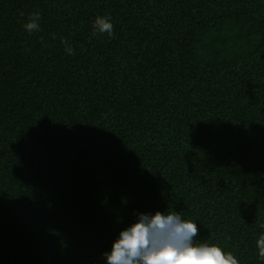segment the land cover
Returning <instances> with one entry per match:
<instances>
[{
    "label": "trees",
    "instance_id": "trees-1",
    "mask_svg": "<svg viewBox=\"0 0 264 264\" xmlns=\"http://www.w3.org/2000/svg\"><path fill=\"white\" fill-rule=\"evenodd\" d=\"M157 211L264 264V0H0V264H107Z\"/></svg>",
    "mask_w": 264,
    "mask_h": 264
},
{
    "label": "clouds",
    "instance_id": "clouds-1",
    "mask_svg": "<svg viewBox=\"0 0 264 264\" xmlns=\"http://www.w3.org/2000/svg\"><path fill=\"white\" fill-rule=\"evenodd\" d=\"M39 13L30 14L24 25L27 32L40 31ZM93 35H114L110 17H97ZM67 45V41H63ZM74 55L70 46L65 49ZM264 228V225H261ZM197 224L180 213L139 214L136 223L119 234L110 253H104L107 264H240L231 253L215 244L195 243ZM259 258L264 261V234L257 240Z\"/></svg>",
    "mask_w": 264,
    "mask_h": 264
}]
</instances>
